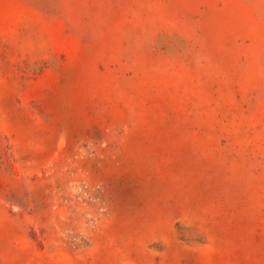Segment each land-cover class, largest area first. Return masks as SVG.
<instances>
[{"label": "rangeland", "instance_id": "374dc122", "mask_svg": "<svg viewBox=\"0 0 264 264\" xmlns=\"http://www.w3.org/2000/svg\"><path fill=\"white\" fill-rule=\"evenodd\" d=\"M0 264H264V0H0Z\"/></svg>", "mask_w": 264, "mask_h": 264}]
</instances>
